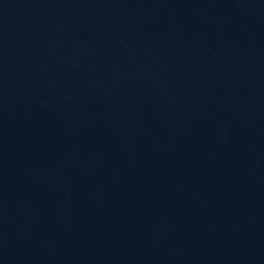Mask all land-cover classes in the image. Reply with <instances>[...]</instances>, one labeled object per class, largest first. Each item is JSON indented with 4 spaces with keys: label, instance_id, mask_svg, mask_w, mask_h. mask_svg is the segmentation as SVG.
Here are the masks:
<instances>
[{
    "label": "water",
    "instance_id": "obj_1",
    "mask_svg": "<svg viewBox=\"0 0 264 264\" xmlns=\"http://www.w3.org/2000/svg\"><path fill=\"white\" fill-rule=\"evenodd\" d=\"M0 264H264V0H0Z\"/></svg>",
    "mask_w": 264,
    "mask_h": 264
}]
</instances>
